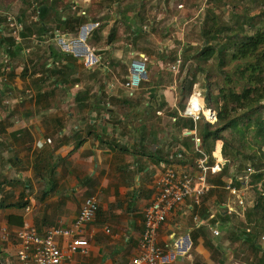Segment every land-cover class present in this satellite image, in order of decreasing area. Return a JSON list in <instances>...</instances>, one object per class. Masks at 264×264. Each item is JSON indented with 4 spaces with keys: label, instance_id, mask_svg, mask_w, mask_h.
Instances as JSON below:
<instances>
[{
    "label": "crops",
    "instance_id": "0c3cea01",
    "mask_svg": "<svg viewBox=\"0 0 264 264\" xmlns=\"http://www.w3.org/2000/svg\"><path fill=\"white\" fill-rule=\"evenodd\" d=\"M118 4L105 10L107 19L78 28L76 15L75 34L63 22L71 15L57 14L58 26L57 10L44 3L19 39L9 34L11 44L0 37V70L4 54L12 59L0 89V264H18L16 231L25 222L41 235L52 226L71 227L89 196L96 197L99 209L77 233L88 239V252L71 253L69 239L57 237L63 264H130L140 253L156 179L169 165L191 177L197 173L201 124L185 116L177 120L193 90L187 94L174 75L176 58L165 62L174 56L175 39L158 32L182 21L174 15L167 22L151 20V26L140 7ZM5 13L0 12L4 21ZM4 23L0 20V32ZM201 142L211 157L223 158L221 140ZM177 150L183 159L172 156ZM226 165L218 175L209 174L210 188L199 205L187 198L161 223L159 264H248L236 254L248 241L238 231L237 217H246L253 200L242 209L223 187L224 170L235 167ZM234 175L236 167L226 179ZM212 249L225 258L218 260ZM257 255L264 264V250Z\"/></svg>",
    "mask_w": 264,
    "mask_h": 264
},
{
    "label": "rangeland",
    "instance_id": "374dc122",
    "mask_svg": "<svg viewBox=\"0 0 264 264\" xmlns=\"http://www.w3.org/2000/svg\"><path fill=\"white\" fill-rule=\"evenodd\" d=\"M117 2L122 7L126 5L140 7L142 9L140 12L144 13V20L147 21L148 25H151V20L154 21L153 23L159 21L167 22L173 18L172 16L179 15V19L183 23L180 22L178 25L171 24L172 27H162L158 31L164 38L171 37L176 42V45L171 49L174 52V56L165 62L170 64L175 61L178 53L181 54L182 63L180 70L174 75L181 84L187 87V94L194 88L202 90L205 98L202 104L203 107L211 105L219 112L221 104L219 93L221 88L230 87L240 92L244 86L249 84L243 78V75L247 71L249 62L252 61L253 57H248L250 55H247V53H240L239 49L242 46L244 35L256 36L258 33L264 34V0H0V9L11 15L19 16L20 21L24 25V32H27L28 27L36 23L35 16H37L36 8L38 5L42 7V4L45 3L50 8H55L57 10L56 14L50 10V14H54L53 17L55 18L57 14L58 18L61 17L60 14L71 15V17L79 15L81 19H84V24L87 25V22L91 19H107L108 15H105V10L111 8ZM181 3L184 5L183 8L179 7ZM173 5H175V10L172 9ZM185 7L187 10H184ZM60 8L64 10L61 12ZM119 9L118 11L121 10ZM0 20L5 22L3 31L0 32V37L7 39L10 37V30L4 18L1 17ZM55 20L56 22L54 23L59 26L58 19L56 18ZM211 25L217 27L216 29H222V32L220 34L211 32L208 28ZM224 26L234 31L231 33L229 31L223 32ZM74 32L76 34L79 31L76 30ZM236 32L239 33V36L229 40L228 34L232 36ZM214 43H217L214 54L209 58H205L203 51L213 47ZM184 94L181 93L179 95L180 102L184 101ZM210 96L211 99L209 98ZM254 106L257 107V110L252 116L264 118V98L259 103H255ZM246 111L247 109H239L231 116L238 114L241 117ZM247 123L248 120L246 118H241L236 129L229 128L222 132L228 141L223 146V150L229 154L228 157L236 165H239L240 172L245 167L252 166L257 172L262 173L264 171V145L259 146L255 138V128H247ZM211 126L217 127L218 123ZM222 142L224 144L223 140ZM230 154H235L236 157L232 159ZM234 170L231 171L230 167H228L224 172V176H232ZM226 177L225 180H227ZM219 183L221 185L224 184L221 176ZM259 188L260 185L253 183V186L247 190L249 201L253 200L255 202ZM221 191L226 196L225 190L222 189ZM250 209L247 210L246 217H237L238 231H240L241 235L246 234L250 243L245 241L239 245V251L236 254L248 264H258L260 259L257 252L264 250V220H256L254 216L250 217ZM212 236L217 239V243L219 241L223 242L224 238L215 237L213 234ZM251 239L255 240L252 241ZM251 245H254V247ZM212 250L218 260L225 258L223 254L217 252V249Z\"/></svg>",
    "mask_w": 264,
    "mask_h": 264
},
{
    "label": "built area",
    "instance_id": "2783aa9c",
    "mask_svg": "<svg viewBox=\"0 0 264 264\" xmlns=\"http://www.w3.org/2000/svg\"><path fill=\"white\" fill-rule=\"evenodd\" d=\"M0 12L2 13L1 9ZM5 21L10 30L9 34L15 39H19L24 29L23 23L19 17L5 13ZM12 59L6 53L3 56V65L0 70V89L6 84L8 74L12 70ZM182 63L181 56L176 58L175 63L171 66L172 70L177 73ZM143 68V67H141ZM127 86H132V81L126 82ZM133 94V91L130 93ZM205 98L202 90L194 88L190 94L187 104L181 111L180 115L192 118L195 122L202 118L214 123L217 120L218 112L213 107H203ZM197 173L194 177L186 173H180L175 167L167 166L164 172L156 179V196L145 210L144 230L140 239V253L132 258L130 264H159L163 259V249L158 245V229L163 221L166 220L169 212L182 204L187 198L192 200L193 205H199L202 197L210 188L208 183L209 174L218 175L228 163L224 157L215 159L206 153L202 147L199 137L195 138ZM177 159H183L184 153L177 150L172 153ZM212 158H214L212 160ZM257 171L249 166L242 174L235 178L226 180L224 188L233 197H236V203L246 209L249 202L247 190L252 186L253 175ZM95 196H89L82 202V207L76 216L71 227L52 226L47 229L44 235L37 232V229L25 222L16 231L18 239V248L16 257L18 264H63L64 253L57 241V237L69 239L67 250L71 253H87L89 247L88 239L77 235L78 231L84 225L92 222L98 212L99 204ZM30 206H26L29 211ZM229 212H234L235 207H229ZM198 225L201 224L200 217L194 216ZM214 234H219L217 228Z\"/></svg>",
    "mask_w": 264,
    "mask_h": 264
},
{
    "label": "trees",
    "instance_id": "16d2710c",
    "mask_svg": "<svg viewBox=\"0 0 264 264\" xmlns=\"http://www.w3.org/2000/svg\"><path fill=\"white\" fill-rule=\"evenodd\" d=\"M43 15L40 14V19ZM74 17H67L63 22L66 24V27L71 31H76V29L82 25L85 21L84 19L78 18L76 19V27L74 25ZM73 24V25H72ZM72 25V26H71ZM225 27V26H224ZM211 32L215 34H220L222 32V29H216L214 25H211L208 27ZM229 31L230 33L233 32V29H229L228 27H225L223 32ZM229 40H232L233 37L239 36V33L236 32L234 35L231 36V34H228ZM8 40L12 44L14 42V39L12 37H9ZM234 45V44H232ZM241 47L239 49L240 53H247V55H250L248 57H253L252 61L249 62V65L247 67V71L244 73L243 78H245L249 84L244 86L240 92H237L234 88L230 87H223L220 89L219 98L221 101L220 104V110L218 112L217 120L214 123H211L205 119H202L198 121L204 122L201 124V140L204 139H211L213 142L216 140H223L224 144L222 142V155L225 159L228 160V165H235L236 167V177L238 174H242L243 171L247 168L245 167L243 171L240 172L239 165H236L233 160H231L228 156L229 154L223 150V146L228 143L226 140V137L223 135V131L226 129L232 128L236 129L239 124V120L245 119L248 120L247 128L253 127L256 130V141L259 144V146L264 145V118L254 117L252 116L254 112L257 110V107H255V103H259L264 98V34L258 33L256 36L254 35H244L243 36V42L241 43ZM217 48V43L213 44V47L210 49H205L203 53L205 54V58L211 57L212 54H214V51ZM262 48V49H261ZM261 49V50H259ZM222 51V49H220ZM259 50V51H257ZM250 53V54H248ZM185 89L187 87L184 85ZM183 89V88H182ZM211 99V96L209 97ZM208 107H212L211 105H208ZM214 108V107H213ZM246 110L245 113L241 115V117L238 114H235L234 116H231V114L236 113L237 110ZM182 116L178 115L177 120H181ZM193 120L191 119L189 125H193ZM218 123L217 127H212V124ZM203 144V143H202ZM209 153L212 155V152L209 151ZM231 155V154H230ZM264 155V154H263ZM232 159L236 157V155H231ZM252 167V166H251ZM256 170V169H255ZM226 170H224L225 172ZM225 174V173H224ZM253 183L255 185H260L259 191L257 193V197H255V202H253L249 216L255 217L256 220H264V171L262 173L256 172L253 175V181L251 185L253 186ZM248 211V212H249ZM246 234L242 235V238L248 240ZM254 241L255 239H251ZM264 263V260L262 261Z\"/></svg>",
    "mask_w": 264,
    "mask_h": 264
},
{
    "label": "water",
    "instance_id": "95a60500",
    "mask_svg": "<svg viewBox=\"0 0 264 264\" xmlns=\"http://www.w3.org/2000/svg\"><path fill=\"white\" fill-rule=\"evenodd\" d=\"M85 26H82V29L84 30Z\"/></svg>",
    "mask_w": 264,
    "mask_h": 264
}]
</instances>
